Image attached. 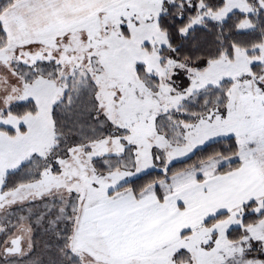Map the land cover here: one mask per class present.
<instances>
[{"label": "snow or ice", "instance_id": "6c2138e0", "mask_svg": "<svg viewBox=\"0 0 264 264\" xmlns=\"http://www.w3.org/2000/svg\"><path fill=\"white\" fill-rule=\"evenodd\" d=\"M0 264H264V0H0Z\"/></svg>", "mask_w": 264, "mask_h": 264}]
</instances>
